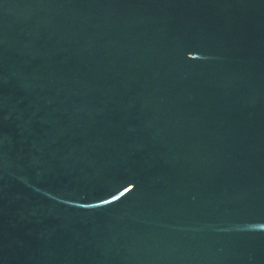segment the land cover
<instances>
[{
    "label": "water",
    "instance_id": "obj_1",
    "mask_svg": "<svg viewBox=\"0 0 264 264\" xmlns=\"http://www.w3.org/2000/svg\"><path fill=\"white\" fill-rule=\"evenodd\" d=\"M0 264H264V0H0Z\"/></svg>",
    "mask_w": 264,
    "mask_h": 264
}]
</instances>
